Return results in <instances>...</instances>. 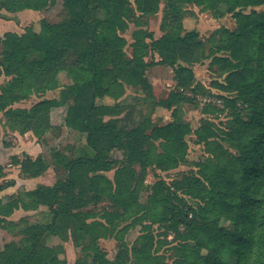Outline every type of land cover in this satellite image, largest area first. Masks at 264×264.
<instances>
[{
    "label": "trees",
    "instance_id": "obj_1",
    "mask_svg": "<svg viewBox=\"0 0 264 264\" xmlns=\"http://www.w3.org/2000/svg\"><path fill=\"white\" fill-rule=\"evenodd\" d=\"M57 1L0 0V11L43 12ZM159 1L134 0L133 11L131 0H62L63 21L41 20L38 32L27 27L24 34L0 36V77L8 78L0 86L4 127L46 143L47 136L57 138L61 130L51 125L50 112L64 107L63 125L84 137V146L70 155L51 149L49 157L15 162L23 178L41 177L51 166L58 178L50 187L38 185L0 202V224L7 227L13 224L6 218L17 210L44 207L49 216L46 224L26 225L19 243L0 248V264H67L59 257L62 247L41 244L45 234L71 239L75 246L84 242V259L74 264H168L152 255V238L146 236L130 249L121 243L113 260L107 259L98 241L117 240L126 228L118 230L116 223L134 215L151 224L169 223L175 264H264V0H164L162 36L154 40L149 32L136 29L128 57L123 34L129 22L136 12L157 11ZM221 3L232 14L235 29H223L219 42L206 50L197 32L184 28L182 9L191 4L212 11ZM249 8L261 10L245 13ZM149 54L160 58L155 63L175 69L176 86L161 100L155 99L147 79ZM205 60L224 75L223 82L211 85L230 95L223 101L234 113L230 129L219 130L209 117L192 129L180 113L182 105L194 102L184 90L201 91L193 84V66ZM60 72L72 83L58 99L41 100L30 109L13 108L55 91ZM127 87L141 92L150 107L133 127L131 114L116 117ZM106 98L113 104L98 103ZM156 108L170 112L171 121L154 124ZM219 112L212 106L201 109L202 115L215 118ZM189 136L208 156L195 164L196 176L167 186L157 172L187 164ZM113 151H120V157L111 156ZM147 179L153 182L147 203L140 205L137 194ZM178 192L192 203L178 198ZM103 201L114 210L99 208Z\"/></svg>",
    "mask_w": 264,
    "mask_h": 264
},
{
    "label": "rangeland",
    "instance_id": "obj_2",
    "mask_svg": "<svg viewBox=\"0 0 264 264\" xmlns=\"http://www.w3.org/2000/svg\"><path fill=\"white\" fill-rule=\"evenodd\" d=\"M130 7L135 10L134 0H131ZM165 1L160 0L157 11L149 14L134 13L132 20L129 22L128 30L123 34L128 45L125 48L128 57L131 56L130 44L132 43V34L136 29H142L153 35V39L157 40L162 36L161 21L163 18V9ZM183 26L187 31L194 30L197 32L199 39L204 43L205 49L214 48L220 40V34L223 29L234 30L235 20L231 13L227 12V6L219 4L215 10H205L196 5L183 6ZM251 10L260 11L259 8H249L244 11L249 13ZM41 20H46L49 23H59L64 20V10L62 9V0H58L55 7L48 11L33 12L28 11L20 13H7L0 11V36L2 37L7 32L24 34L27 27L33 28L34 31H39V23ZM1 56V54H0ZM160 58L155 54H149L147 62H151V66L147 69L146 75L152 87V93L156 100L164 99L167 94L175 88L174 68L162 66L158 62ZM210 60H205L200 64L193 66L194 82L201 86V91L191 94L189 89L184 90L186 96L194 100L191 104H184L180 108L183 120L189 123L192 129H195L200 124L201 120L206 118H214V123L219 130L230 129L234 126V113L231 110H226L225 99L230 95L222 94L213 87L212 82H223L224 75L218 74L215 71L216 67H209ZM58 88L55 91L47 92L42 98L31 97L26 101L17 103L13 108L30 109L33 105L44 99H58L60 91L66 86L71 85V80L66 72H60L56 76ZM8 78L0 77V86L6 84ZM141 92L127 87L124 96L119 101V107L116 110V117L121 118L126 114H131L132 124L129 127L138 125L142 116L150 111L148 101L145 100ZM220 101V103H217ZM99 104L112 105V100L106 98ZM205 106H212L218 113L215 117L204 116L201 114V109ZM65 116V108H53L50 112V123L55 127H60V135L55 138L47 136L46 143L38 141L31 133L19 135L16 132H11L4 127V118L0 113V167L3 169L2 178H0V186L10 184L8 187L0 190V202L2 204L15 198L19 193L29 191L38 186H52L57 178L53 167L51 166L37 181L38 184L24 182L20 173V167L15 165L16 161H23L26 157L31 159L37 158L39 155L49 157L51 149L65 152L66 155L75 152L74 149H80L84 146V137L79 136L73 131L66 128L63 124ZM241 116L246 117V112H242ZM151 120L154 124H166L171 121L170 112L161 108L154 109L151 115ZM188 144V162L179 166L177 169L161 173L157 172L167 186L179 181L184 176L192 177L197 175L196 163L204 162L208 154L203 145L195 144L194 136H189L185 140ZM120 151H113L111 156L120 157ZM107 176L112 178V172ZM153 181L147 179L142 188L137 194V202L140 205L147 203L149 188ZM33 190V189H32ZM178 198L184 200L185 203L191 204L189 197L182 192H178ZM101 209L114 210L111 205L105 201L97 205ZM134 210V209H133ZM132 210V213L134 212ZM47 209L39 207L36 211L17 210L6 221L13 225L0 224V248L2 249L7 244H17L22 238L21 231L26 225L33 226L36 224H46L49 221ZM116 229H124L119 233L118 239L113 238L101 239L98 245L105 252L107 259L113 260L118 246L122 243L131 248L132 244L139 237H151V253L154 257L163 258L168 264H175L178 260L176 253L172 250V246L176 244L174 233L168 229L169 223H152L148 219H140L138 215L133 217L121 218L117 223ZM220 226L230 227L228 222L219 221ZM182 230V229H181ZM41 244L45 247H62L60 259H64L67 264H74L77 260L84 259L85 252L81 250L80 245L75 246L71 239L67 241L61 240L58 236L45 234L41 240Z\"/></svg>",
    "mask_w": 264,
    "mask_h": 264
},
{
    "label": "crops",
    "instance_id": "obj_3",
    "mask_svg": "<svg viewBox=\"0 0 264 264\" xmlns=\"http://www.w3.org/2000/svg\"><path fill=\"white\" fill-rule=\"evenodd\" d=\"M28 11H29V10H25V11H22V12H25V13L27 12V13H28ZM22 12H21V13H22ZM33 12H35V11H33ZM19 13H20V12H19ZM40 178H41V177H38V178H35V179H26V178H22V180H23L24 182L35 183V185H36V184H38L37 181H38ZM39 185H40V184H39ZM36 187H37V185H36ZM36 187L31 188V189H27V190H32V189H35Z\"/></svg>",
    "mask_w": 264,
    "mask_h": 264
},
{
    "label": "built area",
    "instance_id": "obj_4",
    "mask_svg": "<svg viewBox=\"0 0 264 264\" xmlns=\"http://www.w3.org/2000/svg\"><path fill=\"white\" fill-rule=\"evenodd\" d=\"M217 103H220V101H217Z\"/></svg>",
    "mask_w": 264,
    "mask_h": 264
}]
</instances>
